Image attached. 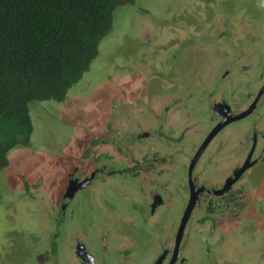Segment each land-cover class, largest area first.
<instances>
[{
  "label": "rangeland",
  "instance_id": "1",
  "mask_svg": "<svg viewBox=\"0 0 264 264\" xmlns=\"http://www.w3.org/2000/svg\"><path fill=\"white\" fill-rule=\"evenodd\" d=\"M262 4L264 7L263 0H135L117 7L113 12L111 30L99 41L97 56L81 79L69 89L66 101H41L29 105L32 122L29 145L12 149L6 167L0 171V264H79L74 243L82 234L93 239L94 250L89 249V252L98 264L103 261L105 264L146 262L149 250L146 247L157 236L151 235L143 225L140 219L143 216L137 217L132 210L137 208L138 213L143 203V196L139 197L142 193L140 182L150 181L135 164L125 167V175L122 174L119 170L121 164L139 158L136 153L126 154L124 150L131 148L132 141L137 145L146 143L142 136L138 142L137 131H149L153 122L157 125L165 122L166 114L163 110L157 114L156 110L165 105L171 107L174 103L153 98L170 93L171 85L179 97L175 102L179 111L193 109L198 113H194L195 117L201 120L211 115L209 110L206 112L205 102L195 97L197 74L209 78L210 87L215 84V75L209 64L213 63L219 50L226 48H221L224 43L221 23L229 19L234 23V31L236 27L244 31L236 33L231 54L238 50L239 57L249 52L259 34H253L254 26L257 31L263 27L259 26L261 22L257 19H262L259 14ZM239 58L245 59L246 56ZM253 59L255 62L256 58ZM201 68L202 71H198ZM192 77L194 80H190ZM207 85H199V89L202 88L199 92H209ZM144 95L157 104L148 98L141 99ZM143 103L151 106L156 117L147 118V121L142 118L139 108ZM129 109L138 113L132 116L133 120H129ZM190 114L194 116L192 112ZM110 115H114L113 120H108ZM248 119L233 124L234 132L227 130L226 135L225 130L221 133L216 144L226 135L224 145L235 144L239 147L236 155L242 153V157L245 156L250 133H243L247 132L245 129L239 133L236 127L240 130L247 128ZM135 124L138 129L132 131ZM202 125L201 129L194 125L188 131V136H194L196 143L200 142L206 129V123ZM112 127L119 136L110 134L108 128ZM160 130L161 127L157 135L166 138ZM95 145L103 146L96 151ZM169 148L180 156L174 145ZM96 156L97 163L94 162ZM74 164L84 169L105 164L106 168L98 180L76 193L67 207L64 217L67 219L58 220L64 173L71 171ZM181 174L171 173L174 176L171 195H181ZM116 177L120 178L117 179L119 182ZM238 182L245 197L241 196L239 200L236 195L220 209L197 213L198 229L191 233L186 264H264V160L251 164ZM112 201L118 203L110 206V211L118 212L120 208L125 211L126 221L123 220L120 229L106 223L105 211L101 209L102 203L106 205ZM171 205L164 215L169 222L177 200L171 201ZM175 214L180 215V210ZM158 221L157 225H161ZM131 223L136 224L134 232ZM98 233L106 238L110 236L114 246L106 245L104 250V244L95 243L101 237ZM147 237L149 241L146 243ZM119 238L136 244L133 247L124 243L120 245ZM118 244L121 249L126 248L125 256L118 252ZM140 245L143 249L139 248ZM137 251L140 256L134 258Z\"/></svg>",
  "mask_w": 264,
  "mask_h": 264
},
{
  "label": "flooded vegetation",
  "instance_id": "2",
  "mask_svg": "<svg viewBox=\"0 0 264 264\" xmlns=\"http://www.w3.org/2000/svg\"><path fill=\"white\" fill-rule=\"evenodd\" d=\"M262 7L263 4L260 8ZM259 14H261L262 17V19L259 17L257 18L258 21L261 22L259 26L262 25L264 27V7L263 9H260ZM229 21L221 23V30L223 31L222 41H224L221 48H226L224 50H219V56L215 55V57H213V63L209 64L210 70H213L215 75V84L210 87L208 83L209 78H205V75L201 74L200 76L197 74L198 78L196 80L198 82L195 84L198 88V90L195 91V97L197 100H202L205 102V107L207 108L206 112L209 110L211 115H209V117L207 116L206 119L201 120L195 117V114L198 115V113H195L193 109L190 111H188V109L179 111L175 104L179 97L176 90L174 91V87H172L173 85H171L168 90L170 93L165 92L162 95H159L160 97L154 96L153 99L157 100L158 98H161L162 101L171 100V103L173 102L174 105H172L170 102L169 104L172 105L171 107L175 108L176 111L173 112V108L169 107V105L158 108L156 110L157 114L161 113V110H163V114H166L165 122L158 125L153 122V127H151L149 131H137L138 133L136 135L138 136L136 139L138 142L141 139V136L146 139V143L143 145L139 143L137 145L135 143L136 141H132L130 144L131 148H125L126 150H124L123 147V150L126 152V154H131L134 152L139 156V158L134 160L129 158L130 161L128 163L126 161V163L124 162L125 164H121L122 166L119 170L122 172V174H124L125 167L135 164L137 170L143 173L147 181H150L149 183L142 182V184L140 182L142 193L139 194V197L143 196V203L140 205L138 210L140 215L137 213V208L132 210L133 213L137 215V217H141V215L143 216V218H140L144 223L143 225L151 231V235L155 234L157 236L155 238L156 240L154 239L149 247L145 246L149 250L146 253L147 261L142 264H170V262H172V264H186V262L189 260V253L187 250L190 246L191 233L198 229L197 213L202 211L206 212L209 209H220L224 206L225 202L231 198L235 199L236 195H239L238 199L240 198L239 200H241V196L244 197L246 194L243 193L242 186H238L237 183H239L238 180L243 176L248 168H246L243 173H241L229 185H227V189H225V191L218 195L215 194V192L226 186V182L234 178L235 172L240 170L244 164L252 163V165H256L258 162L264 160V28L260 27L257 31V27L254 26L253 34H259L257 35L256 41H254L251 45L249 52L247 54H241L244 57L246 56V58L241 59L239 58L241 55L239 57L237 55V53H239L238 50L233 52L234 56L231 54L230 50V48L232 49L233 45L235 44V35L236 33L240 34L241 28L239 29L236 27L235 32L232 28V24L234 23L231 22L230 19ZM234 21L236 22V20ZM243 32L244 31L242 30L241 33ZM249 43H251L250 40ZM218 46L220 47V45ZM216 57L218 60L215 61ZM253 58H256L255 62ZM226 62L227 64H225ZM198 71L201 72L202 68ZM193 78L194 77H192L190 80H194ZM199 85H202L203 87H205L204 85H207L206 87L209 92L204 94L199 92L202 89H199ZM175 89H177V87H175ZM146 98L152 100L146 95L142 96L141 99L145 100ZM252 102L253 109L246 115L242 116V118L237 117V115H241L243 112H245L247 108L250 107ZM152 103L157 104L153 100ZM142 105L143 106L141 109L138 107L139 111L141 112L139 114L143 115L142 118H145L147 121V118L153 119V116L156 117V114L151 110V106H147L145 103ZM191 112L194 116H191ZM129 114L131 115L129 120H133L134 118H132V116H135L138 113L134 114V110L129 109ZM118 115L119 117H122L120 116V111H118ZM113 116L114 115H110L108 120H113ZM247 117L249 118L248 121L250 122L247 128L242 127L240 130L238 127H236L239 133H242L243 129H245L244 131H247L243 133H250L249 146L247 149L248 151L245 152V156L242 157V153H240L238 156L236 155V153H239V147L235 146V144L224 145L226 142L224 139L227 135V130L234 132V125L239 120ZM138 121L136 123H138ZM204 122L206 123V129H204L200 142L196 143L193 141L194 136H188V131L191 130V127L194 125L201 129ZM140 123L141 122H139V126L142 124ZM136 126V124L133 125L132 131L138 129ZM160 127L162 128L160 131H162V134L166 136V138L157 135V130H159ZM108 129L110 134L111 132L115 133L113 127ZM225 130L226 135L222 137L221 140L216 144L217 137ZM115 134L119 136L118 133ZM173 138L177 141H175ZM206 138V145L198 155L195 162L191 164L194 155L198 152ZM237 141H242V138H237ZM170 142L173 144H170ZM173 145L175 149L180 152V156H177L176 153H173ZM95 146L97 151L103 145ZM209 146L211 147L207 154L201 159L204 151ZM228 146L230 149H228ZM169 147H171L172 150ZM135 148L138 149L135 150ZM213 149L215 150L213 153H211ZM126 157L127 156L125 155V160L128 158ZM94 162H99L98 156L95 157ZM95 165H91L85 169L79 168L78 165H75L71 171L64 173L65 183L59 195L58 220L65 217L67 207L74 200L76 193L86 186L92 184L95 180H98L97 178H99L100 173H103L104 169L106 168L105 164L101 166L99 164L96 166ZM180 169L182 172H179ZM171 173L173 175L174 173H182L181 175L183 177V184L179 189L181 195L170 194V185L174 180V176H172ZM189 176L193 187L190 186ZM217 177L219 178L215 180ZM88 178H92L91 181L84 187H80L79 184L83 182L84 179ZM117 179L120 178H115L116 182H119ZM124 190L125 189L123 188V191ZM163 192L166 193V195H164ZM191 193H193V195L195 194V201L193 202L188 219L186 220L182 229L181 238L175 247V235L179 228L180 221L187 207ZM174 199L177 200V207L172 209L171 212H174L173 215L170 216L169 222L165 220L164 215L167 213V208L172 207L171 201ZM117 203V201L106 203V205L102 203L101 208L103 211H105L104 215L106 216V223L112 224L115 226V228L123 226V220L126 221L125 211L123 208L118 209V212L109 210V208H111L110 206L116 205ZM121 204L122 202H120L119 206ZM179 210L180 215L175 214ZM64 219L66 220L67 218ZM190 219L192 220L191 222ZM157 221L161 225H157ZM89 224L91 225L92 223ZM82 225L85 227L87 226L85 223ZM135 225V223H131V229L133 232ZM79 227L80 225L78 228ZM124 227H122V229ZM96 232L99 231L97 230ZM103 235L100 234L101 237H99V240H96L95 243L98 242L100 245L104 244V250H106V245L109 247L114 246L111 245L112 239L110 236L109 239L106 238V235ZM131 237L133 239V236ZM92 240L93 239L89 240V237H84L82 234L78 236L76 243H74V250L79 264H98L92 253L89 252V249L91 251L94 250L92 246ZM145 240L147 243V241H149V237H147V239L145 238ZM118 241H121V239L119 238ZM138 242H141V239H139ZM122 243L125 245H130V247H133L136 244L134 241L131 242L130 240L128 242L121 241L119 244L121 245ZM119 244L118 252H120V255L125 256V253L123 252L126 248L121 249ZM139 248L143 249L141 245ZM111 250L114 252V247ZM136 256H140L138 251L134 258ZM101 264H105V262L103 261Z\"/></svg>",
  "mask_w": 264,
  "mask_h": 264
},
{
  "label": "trees",
  "instance_id": "3",
  "mask_svg": "<svg viewBox=\"0 0 264 264\" xmlns=\"http://www.w3.org/2000/svg\"><path fill=\"white\" fill-rule=\"evenodd\" d=\"M134 1L0 0V171L12 149L29 145V105L66 101L111 30L114 10Z\"/></svg>",
  "mask_w": 264,
  "mask_h": 264
},
{
  "label": "water",
  "instance_id": "4",
  "mask_svg": "<svg viewBox=\"0 0 264 264\" xmlns=\"http://www.w3.org/2000/svg\"><path fill=\"white\" fill-rule=\"evenodd\" d=\"M253 109V102L252 104L250 105V107L247 108V110L245 112H243L241 115H237V117L239 118H242V116L246 115L249 111H251ZM211 135V134H210ZM206 142H207V138L206 140L203 142V144L201 145V147L199 148L198 152L194 155L193 157V160H192V163L193 164L195 162V160L197 159L198 155L200 154V152L202 151V149L204 148V146L206 145ZM252 163H247V164H244L240 170L236 171L235 172V175H234V178L230 179L229 181L226 182V186H224L222 189L220 190H217L215 192V194H220L222 193L223 191H225V189H227V185H229L235 178H237L241 173H243L246 168H248ZM92 179V178H91ZM91 179H84L83 182H81L79 184L80 187H84L87 183H89L91 181ZM189 181H190V186L193 187L192 185V182H191V179H190V176H189ZM195 201V194L193 195V193L190 194V198H189V201H188V204H187V207L183 213V216H182V219L180 221V225H179V228L177 230V233L175 235V247H176V244L179 242L180 238H181V235H182V229L185 225V222L186 220L188 219V216H189V213L191 211V208H192V205H193V202ZM170 264H172V262H170Z\"/></svg>",
  "mask_w": 264,
  "mask_h": 264
},
{
  "label": "crops",
  "instance_id": "5",
  "mask_svg": "<svg viewBox=\"0 0 264 264\" xmlns=\"http://www.w3.org/2000/svg\"><path fill=\"white\" fill-rule=\"evenodd\" d=\"M244 197H245V195H244Z\"/></svg>",
  "mask_w": 264,
  "mask_h": 264
}]
</instances>
